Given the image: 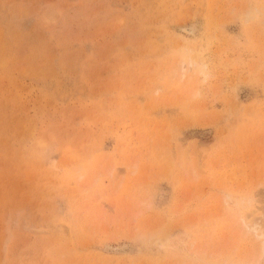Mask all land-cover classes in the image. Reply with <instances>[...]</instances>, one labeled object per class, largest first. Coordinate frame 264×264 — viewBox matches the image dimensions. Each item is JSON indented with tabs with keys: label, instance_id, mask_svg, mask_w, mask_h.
<instances>
[{
	"label": "rangeland",
	"instance_id": "1",
	"mask_svg": "<svg viewBox=\"0 0 264 264\" xmlns=\"http://www.w3.org/2000/svg\"><path fill=\"white\" fill-rule=\"evenodd\" d=\"M0 247L264 264V0H0Z\"/></svg>",
	"mask_w": 264,
	"mask_h": 264
},
{
	"label": "bare ground",
	"instance_id": "2",
	"mask_svg": "<svg viewBox=\"0 0 264 264\" xmlns=\"http://www.w3.org/2000/svg\"><path fill=\"white\" fill-rule=\"evenodd\" d=\"M5 222V221H4ZM7 228H8V226H7ZM6 230V229H5ZM8 231V230H7ZM6 234V233H5ZM10 236V235H9ZM6 240V239H5ZM8 240V239H7ZM5 244H6V242H4ZM8 243V242H7ZM0 249H1V247H0ZM122 249V248H121ZM5 253V252H4Z\"/></svg>",
	"mask_w": 264,
	"mask_h": 264
}]
</instances>
